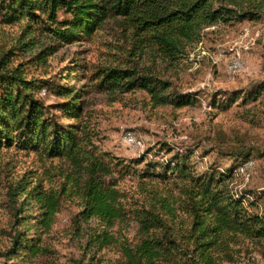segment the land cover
<instances>
[{
	"label": "trees",
	"instance_id": "obj_1",
	"mask_svg": "<svg viewBox=\"0 0 264 264\" xmlns=\"http://www.w3.org/2000/svg\"><path fill=\"white\" fill-rule=\"evenodd\" d=\"M263 12L264 0H0L2 24L25 22L15 42L0 46V152H33L43 163V171L27 170L5 187L8 209L2 210L8 222L0 230V257L47 255L45 238L67 201L77 207L70 217L71 237L84 242L78 264H103L97 254L110 246L118 247L119 264H226L235 260L234 247L240 242L264 240V216L256 211L262 192L235 193L237 165L219 169L212 164L200 170L192 151L175 152L166 162L147 161L150 150L129 159L104 151L87 118L84 88L40 72L60 46L92 38L111 20L130 42L131 63L145 49L176 60L205 27L256 20ZM44 37L54 42L40 46ZM130 63L92 65L87 79L97 92L144 91L154 106L181 108L194 102L193 96L171 92L169 80ZM42 89L58 100L49 104V96L40 95ZM263 93L260 82L243 93L244 101ZM238 155L241 162L250 158L249 151ZM55 160L69 170L57 167ZM127 174L138 177L140 193L119 187ZM152 181L154 185H144ZM253 194V200L247 199ZM125 222L136 226L131 240H120L111 229ZM2 239L7 240L3 246Z\"/></svg>",
	"mask_w": 264,
	"mask_h": 264
},
{
	"label": "rangeland",
	"instance_id": "obj_2",
	"mask_svg": "<svg viewBox=\"0 0 264 264\" xmlns=\"http://www.w3.org/2000/svg\"><path fill=\"white\" fill-rule=\"evenodd\" d=\"M262 14L256 20H235L205 27L199 40L189 43L176 60L162 59L161 55L145 49L138 60L131 63L127 62L130 42L111 20L92 38L60 46L40 72H46L42 77H53L58 83L84 88L87 118L98 133L102 150L127 159L150 150L147 161L159 162H166L175 152L192 151V159L200 170L212 164L219 169L237 165L233 182L235 193L251 190L260 195L262 192L256 211L264 216V93L248 101H244L243 94L264 82V12ZM24 25V21L4 25L0 20V46L15 42ZM53 42L52 38L44 37L40 46ZM123 63L136 65L140 72L162 76L171 82V92L193 96L194 102L181 108L154 106L144 91L111 94L93 89L87 79L91 70L87 68ZM75 67L79 69L73 70ZM234 93H241L235 101L230 100ZM52 94L47 98L49 104L58 100ZM218 101L232 102L224 105ZM52 113L60 121L68 122L59 111ZM126 131H132L144 146L136 149L129 145L124 139ZM168 148L174 150L169 152ZM242 151L250 152L245 162H241L238 155ZM53 163L69 170L59 160ZM42 166L33 152L14 148L0 152V230L8 222L2 210L8 209L3 195L6 185L27 170L43 171ZM154 184L152 181L144 185ZM119 187L129 194L142 190L138 177L131 174L120 180ZM254 195L247 199L253 200ZM76 209L74 203H65L53 231L45 238L50 249L47 255L11 260L0 257V264H78L84 242L72 238L69 231L70 217ZM91 224L99 226L96 220ZM111 229L120 240H131L136 233L135 224L128 222L118 223ZM6 241L2 239L1 246ZM234 249L235 260L226 264H264V240H245ZM97 258L103 264H119L121 254L117 246H110L99 252Z\"/></svg>",
	"mask_w": 264,
	"mask_h": 264
},
{
	"label": "built area",
	"instance_id": "obj_3",
	"mask_svg": "<svg viewBox=\"0 0 264 264\" xmlns=\"http://www.w3.org/2000/svg\"><path fill=\"white\" fill-rule=\"evenodd\" d=\"M40 95L41 96H53L52 93H49L46 89H42L40 91ZM124 139L125 141L131 145L133 148H141L144 146L143 142L140 141L132 131H126L124 134Z\"/></svg>",
	"mask_w": 264,
	"mask_h": 264
}]
</instances>
